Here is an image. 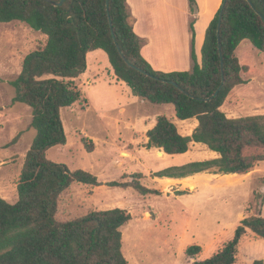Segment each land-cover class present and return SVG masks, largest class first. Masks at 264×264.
Here are the masks:
<instances>
[{
	"label": "trees",
	"instance_id": "trees-1",
	"mask_svg": "<svg viewBox=\"0 0 264 264\" xmlns=\"http://www.w3.org/2000/svg\"><path fill=\"white\" fill-rule=\"evenodd\" d=\"M249 1L222 0L205 32L201 65L194 55L192 20L191 71L162 73L140 54L142 40L132 30L126 0H0V23L21 22L46 37L43 47L23 58L19 75L10 82L12 102L31 109L35 136L16 185L17 201L9 204L0 198V264H128L121 252L120 228L130 215L114 208L59 220V198L73 183H101L87 171H70L46 158L49 148L66 144L60 110L79 102L74 81L84 73L90 52L105 53L114 77L133 97L152 106L172 105L179 121L196 120L191 134L183 136L159 116L145 134L146 148L179 155L198 143L218 155L160 170L154 177L181 179L208 171L243 175L264 161V116L229 119L221 111L231 90L243 83L245 67L235 53L238 45L248 41L264 54V0ZM188 5L194 15L195 0H188ZM84 141L91 152L92 144ZM107 186L130 188L142 196L157 194L134 181ZM247 231L264 239V218H243L219 252L193 264H234ZM198 253L196 246L185 251L190 257Z\"/></svg>",
	"mask_w": 264,
	"mask_h": 264
},
{
	"label": "rangeland",
	"instance_id": "rangeland-1",
	"mask_svg": "<svg viewBox=\"0 0 264 264\" xmlns=\"http://www.w3.org/2000/svg\"><path fill=\"white\" fill-rule=\"evenodd\" d=\"M45 41L46 37L21 22L0 23V198L9 204L18 199L16 185L35 136L30 126L31 109L12 102L10 82L19 75L23 58L43 47ZM243 44L250 46L248 41ZM247 59L243 83L231 90L221 107L229 119L264 116V54L252 49ZM87 62L103 77L93 86H76L79 102L60 110L66 144L49 148L46 158L70 171H87L103 183L97 187L73 183L59 198V220L120 208L130 215L120 228L121 252L128 264H193L219 252L243 218H264V161L243 175L199 173L200 177L187 179L179 191L161 185L154 177L156 172L210 160L217 154L191 143L184 154L158 158L156 153L162 150L146 148L141 121L148 127V120L155 115L166 116L183 136L191 134L196 121L177 120L172 105H138L118 85L113 90L106 76L110 65L104 52H91ZM120 108L125 113L121 114ZM82 139L92 144L91 152ZM113 181L138 182L157 194L142 196L130 188L108 187ZM194 246L199 247V253L186 255ZM254 261L264 264V239L247 231L239 241L234 264Z\"/></svg>",
	"mask_w": 264,
	"mask_h": 264
},
{
	"label": "crops",
	"instance_id": "crops-1",
	"mask_svg": "<svg viewBox=\"0 0 264 264\" xmlns=\"http://www.w3.org/2000/svg\"><path fill=\"white\" fill-rule=\"evenodd\" d=\"M195 3L196 11L192 15L188 0H126L131 15L132 30L142 40L140 54L154 71L162 73L191 71L193 63L191 60V32L189 25L192 20L194 55L197 64L201 65V49L205 32L219 10L222 0H195ZM241 49L245 50L244 53H241ZM252 49L254 48L251 45L243 44V41L238 45L235 53L241 66L246 67L245 65L248 64L247 56L252 54ZM255 51L257 50L255 49ZM90 54L91 52L86 55L84 73L74 81L77 87L80 84L93 86L97 81L99 82V77H103L101 72L98 73L96 68L88 65L87 60ZM109 69V71H106V76L112 82L113 90L118 85L138 105H146L142 100L133 97L128 87L116 80L111 67ZM119 112L123 114L125 109L120 108ZM159 116L162 115H155L156 118L151 122L148 120V127L140 120L145 125L143 129L145 134L155 125ZM196 125L197 122H194L195 127ZM131 128L137 127L131 126ZM145 143H147V138ZM217 157L218 155L214 156V158ZM196 177L200 176L197 174L181 179L162 178L158 179V181L165 187L168 186L172 190L179 191L184 189L183 183L187 179H195Z\"/></svg>",
	"mask_w": 264,
	"mask_h": 264
},
{
	"label": "bare ground",
	"instance_id": "bare-ground-1",
	"mask_svg": "<svg viewBox=\"0 0 264 264\" xmlns=\"http://www.w3.org/2000/svg\"><path fill=\"white\" fill-rule=\"evenodd\" d=\"M120 155L122 157H124V158H128L129 157L127 153H120ZM156 155L158 156V158H161V159L164 158V152H162V151L157 152ZM190 188L192 189L193 186H191Z\"/></svg>",
	"mask_w": 264,
	"mask_h": 264
},
{
	"label": "water",
	"instance_id": "water-1",
	"mask_svg": "<svg viewBox=\"0 0 264 264\" xmlns=\"http://www.w3.org/2000/svg\"><path fill=\"white\" fill-rule=\"evenodd\" d=\"M107 1V0H106ZM247 2H249L250 3V1L249 0H246ZM61 2H62V0H61ZM61 2L60 3H58V4H56L57 6H59L60 4H61ZM258 14V13H257ZM221 15H222V12H220V15H219V23H220V18H221ZM163 152V151H162Z\"/></svg>",
	"mask_w": 264,
	"mask_h": 264
}]
</instances>
